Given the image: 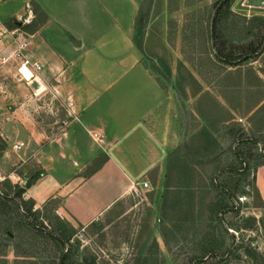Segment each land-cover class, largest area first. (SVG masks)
I'll return each mask as SVG.
<instances>
[{"label": "rangeland", "instance_id": "374dc122", "mask_svg": "<svg viewBox=\"0 0 264 264\" xmlns=\"http://www.w3.org/2000/svg\"><path fill=\"white\" fill-rule=\"evenodd\" d=\"M26 5L35 16L30 25L19 21ZM0 6L11 11L0 14V26L8 31L1 32L0 58H7L15 46L9 33L29 36L43 18L31 0ZM132 39L143 66L167 83L178 73L180 90L190 83L186 68L208 83L236 65L254 62L264 68V0H143ZM18 63H0V244L21 245L38 264H264V201L256 182L264 158L254 143L243 147L226 176L193 177L184 161L177 191L174 182L160 190L140 178V184L149 183L147 189L132 188L87 226L68 218L58 195L34 212L26 193L40 179L54 175L78 183L107 156L90 133L77 128L64 98L47 88L35 95L38 87L18 75ZM16 143L23 144L21 150L13 149ZM41 173L14 197L16 188ZM260 182L264 186V177Z\"/></svg>", "mask_w": 264, "mask_h": 264}, {"label": "crops", "instance_id": "0c3cea01", "mask_svg": "<svg viewBox=\"0 0 264 264\" xmlns=\"http://www.w3.org/2000/svg\"><path fill=\"white\" fill-rule=\"evenodd\" d=\"M31 1L43 21L28 36L23 55L42 69L28 85L40 84L64 98L79 130L104 137L100 145L107 156L78 183L54 175L40 179L26 193L34 212L47 197L58 195L68 218L87 226L140 178L160 190L169 182L176 191L182 188L184 161L191 176L211 177L231 174L232 160L240 159L247 144L260 147L264 158V68L254 62L229 67L212 83L186 68L190 83L180 90L178 73H171L167 83L145 68L133 42L143 0ZM9 8L0 6V14L10 13ZM1 32L8 31L0 26L3 40ZM51 78L55 83L49 84ZM263 177L264 164L256 171L264 201ZM1 245L0 264H38L21 245L10 240Z\"/></svg>", "mask_w": 264, "mask_h": 264}, {"label": "built area", "instance_id": "2783aa9c", "mask_svg": "<svg viewBox=\"0 0 264 264\" xmlns=\"http://www.w3.org/2000/svg\"><path fill=\"white\" fill-rule=\"evenodd\" d=\"M9 0H0V3L6 2ZM34 13L32 8L29 5H26L25 8V12L23 14V16H21L19 18V21L22 22L23 25H30L33 23L34 20ZM11 36L15 37L14 38V42H15V48L12 51V53L10 54V56L6 57H2L0 58L1 63H5L6 61H8L9 59L12 60H16L19 62V68H18V75H20V77L27 83H29V81H27V76L25 75V73L23 72V68H26L27 72L29 73V75H31V79L35 78V74H37L38 72L41 71L42 67L40 65H38L37 63H31L24 55H23V51L27 45V34L23 33V32H19L18 30H13L9 33ZM45 90V88L41 89V85L38 84V90L37 92H43ZM93 138L94 141L96 142H102V140L104 139L103 136H99L98 134H93ZM23 144L22 143H16L13 146V149L15 151L21 150ZM136 187H141L143 189H147L149 187V183L148 182H144L142 184H136L133 188Z\"/></svg>", "mask_w": 264, "mask_h": 264}, {"label": "trees", "instance_id": "16d2710c", "mask_svg": "<svg viewBox=\"0 0 264 264\" xmlns=\"http://www.w3.org/2000/svg\"><path fill=\"white\" fill-rule=\"evenodd\" d=\"M214 24H215V22H214ZM215 28V27H214ZM213 28V33H215V29ZM105 162V161H104ZM103 162V163H104ZM102 163V164H103ZM101 166H99V167H97V169H95L94 171H93V173L95 172V171H97L99 168H100ZM92 173V174H93ZM41 176H42V173L41 174H38V175H35V176H33L32 178H31V180H28L27 182H26V185H25V187L24 188H16V192H15V194H14V197L15 198H20L21 196H22V194H24L25 193V191H26V189H28V188H30L39 178H41ZM34 204H33V202H32V206H33ZM33 209V208H32ZM1 244H0V251H1ZM60 264H63V262H60Z\"/></svg>", "mask_w": 264, "mask_h": 264}, {"label": "bare ground", "instance_id": "6f19581e", "mask_svg": "<svg viewBox=\"0 0 264 264\" xmlns=\"http://www.w3.org/2000/svg\"><path fill=\"white\" fill-rule=\"evenodd\" d=\"M23 72L25 73V75L27 76V81H31V75H29V73L27 72L26 68H23Z\"/></svg>", "mask_w": 264, "mask_h": 264}]
</instances>
